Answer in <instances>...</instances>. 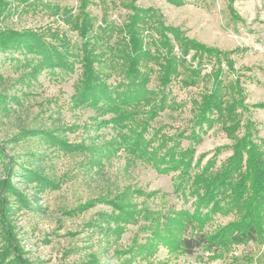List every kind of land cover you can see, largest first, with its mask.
I'll use <instances>...</instances> for the list:
<instances>
[{"label": "rangeland", "instance_id": "1", "mask_svg": "<svg viewBox=\"0 0 264 264\" xmlns=\"http://www.w3.org/2000/svg\"><path fill=\"white\" fill-rule=\"evenodd\" d=\"M87 1L86 11L95 22L89 38L99 33L101 26L121 25L131 13L125 6L131 0ZM80 5L81 0H0V32L33 30L57 46L66 43L76 55L82 40L69 20L78 15ZM135 5L155 9L167 26L230 54L249 108L244 122L255 124V140L264 139V109L254 108L264 103V0H189L183 6L168 0H135ZM32 58L0 49V94L8 99V103L0 102V145L7 154L0 156V208L4 214L8 198L11 212L4 221L9 224L16 253L18 249L21 252L22 264H264V240L235 246L224 258L211 261L204 252L189 256L169 252L163 245L150 250L152 234L143 214L136 215L137 223L115 220L118 212L111 201L124 192L130 191L129 201L141 211L163 214L181 209L192 212L194 199L186 201L175 191L178 173L160 174L124 150L102 156L96 149L116 131L111 125L101 124L109 115L101 116L90 107L76 104L80 65L75 72L47 69L33 77ZM110 63L101 71L109 84L116 85L123 74ZM150 65L154 70L149 87L156 88L157 67ZM215 68L214 60L205 59L194 86L183 84L186 73L175 78L165 89L167 107L150 122L146 137L160 131L159 135L171 139L169 147L177 140L181 150L189 148L193 142L186 136L194 130V103L211 87L207 75ZM223 68L227 69L225 65ZM183 133L185 138L179 136ZM199 133L201 142L195 146V156H205L202 166L213 159L217 148L232 144L218 124ZM231 154L230 149H224L216 167L220 168ZM24 166L41 173L49 186L41 189L39 184L25 183L21 178L13 183L20 198L5 192L2 183L7 182L9 174L18 180L15 175L23 172ZM20 199H27L28 205ZM89 202L94 203L92 208L78 211ZM232 219L217 215L206 229L212 231ZM8 246L0 212V253ZM13 259L11 254L4 263Z\"/></svg>", "mask_w": 264, "mask_h": 264}, {"label": "trees", "instance_id": "2", "mask_svg": "<svg viewBox=\"0 0 264 264\" xmlns=\"http://www.w3.org/2000/svg\"><path fill=\"white\" fill-rule=\"evenodd\" d=\"M168 1L175 6H183L189 2ZM87 6L88 1L81 0L78 15L74 19L72 16L67 18V21L72 19L69 21L73 22L74 29L82 40L76 55L69 50L66 43L57 46L47 42L44 35L33 30L0 32V49L2 52L19 51L32 56L30 75L33 77L47 69L75 72L76 65L79 64L81 75L76 84V104L90 107L101 116L109 115V119L101 121V124L111 125L116 131V135L105 145L95 149L102 156L124 150L133 158L149 164L160 174L178 173L179 181L175 185V191L186 201L194 199L192 212L181 209L163 214L149 209L141 211L129 201L131 193L128 191L119 195L116 201H111L118 212L114 219L120 223L136 222V215L143 214L149 221L148 229L152 234L148 240V243L152 242L148 245L150 250L163 245L169 252L189 256L204 252L211 261L224 258L235 246L250 242L262 243L264 139L255 140V124L251 120L244 122V114L249 112V108L245 103L246 95L241 77L234 74L236 70L230 54L186 37L180 30L167 26L155 9L138 8L135 0L125 4L131 10L125 22L121 25L101 26L100 32H94L92 38H89L95 22L86 11ZM191 53L193 54L188 60ZM71 56H75L74 61L70 60ZM205 59L214 60V66L216 65L215 70L207 75L212 81L211 87L202 95L200 101L194 103L192 134L179 135L184 138L186 136L193 144L181 150L180 142L175 140L169 147L171 139L159 135L160 131L146 137L150 122L167 107L165 89L183 73L187 74L183 84L186 87L194 86L201 75ZM109 60L112 67L121 69L123 74V78L116 85L109 84L101 71ZM151 63L157 67L156 88L149 87L150 73L154 70ZM231 74L234 75L232 80L229 79ZM0 102L8 103V99L0 94ZM254 108L264 109V103L254 105ZM141 114H145V117L142 118ZM217 124L232 144L217 148L213 159L202 166L205 156L198 159L195 156V146L201 142L199 131L205 127L213 128ZM156 141H159L158 145ZM224 149H230L232 154L217 168L218 157ZM1 155L7 157L0 145ZM9 162H13L12 158ZM23 168V172L15 175L18 180H14V176L9 174L7 182L2 183L5 192L21 198L13 183L22 179L25 183L39 184L41 189L49 186V180L37 170L27 166ZM138 192L144 195L142 191ZM3 200L2 198L1 203ZM19 201L28 205L27 199ZM93 205V202H89L80 206L78 211H86ZM5 206L4 214L1 208L0 212L2 228L9 246L2 251L3 254L0 253V261L3 264H22L18 255L21 252L18 249V254L16 253L8 230L9 224L4 221L11 212L8 198H5ZM217 215L233 216V219L226 225L208 231L207 226ZM140 249L143 251L145 247ZM11 254L14 259L10 263H4Z\"/></svg>", "mask_w": 264, "mask_h": 264}]
</instances>
